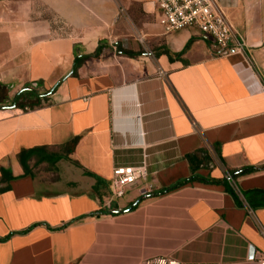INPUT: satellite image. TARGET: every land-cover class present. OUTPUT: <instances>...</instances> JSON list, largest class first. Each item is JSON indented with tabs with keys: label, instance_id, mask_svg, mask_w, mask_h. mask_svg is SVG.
<instances>
[{
	"label": "crops",
	"instance_id": "crops-1",
	"mask_svg": "<svg viewBox=\"0 0 264 264\" xmlns=\"http://www.w3.org/2000/svg\"><path fill=\"white\" fill-rule=\"evenodd\" d=\"M215 1L227 54L152 0H0V85L59 84L0 107V264L264 258V0ZM116 167L144 174L123 198Z\"/></svg>",
	"mask_w": 264,
	"mask_h": 264
},
{
	"label": "built area",
	"instance_id": "built-area-1",
	"mask_svg": "<svg viewBox=\"0 0 264 264\" xmlns=\"http://www.w3.org/2000/svg\"><path fill=\"white\" fill-rule=\"evenodd\" d=\"M152 2L157 6L159 24L165 34L193 28L211 38L221 54L230 51L235 30L225 14L217 7L215 0H152ZM158 73L160 76H165L162 71ZM27 110L29 109L23 111ZM142 177L144 174L138 168L116 167L111 182L114 195L123 198L127 187ZM226 178L229 182H233V177L229 174ZM162 263L165 262L152 260L144 264ZM255 264H264V258L259 257Z\"/></svg>",
	"mask_w": 264,
	"mask_h": 264
},
{
	"label": "trees",
	"instance_id": "trees-1",
	"mask_svg": "<svg viewBox=\"0 0 264 264\" xmlns=\"http://www.w3.org/2000/svg\"><path fill=\"white\" fill-rule=\"evenodd\" d=\"M188 46L189 45L186 46V49H187ZM101 52H102V47L100 46V47H98V49L96 50V52L92 56L98 58L100 56ZM118 52H120L122 55H127L128 57H134L133 53L121 52L119 49H118ZM180 55H181V53L175 55V57H179ZM173 57H174L173 55H170V59L173 60ZM80 63H81L80 59H76L75 68H74V71H73L72 75L76 74L77 68L79 67ZM58 87H59V84L56 85L49 93H46L43 96H37L31 89L24 88V90H22L16 96V105H18V103L21 100L28 99L30 101L31 98H34V102L30 105V109H34V108H38V107H42L44 105H47L48 101H49V97H51L56 92ZM20 107L22 109H24V110L28 109L27 106H25V105H21ZM34 152L35 151L26 152V153L22 154L21 157L25 158V159H28V158H30L31 155L34 154ZM261 169H263V168H261ZM261 169H259V168L258 169H246V170H243L242 172H240L237 176L247 175V174L253 173L255 171H259ZM135 207H133V208H135Z\"/></svg>",
	"mask_w": 264,
	"mask_h": 264
},
{
	"label": "rangeland",
	"instance_id": "rangeland-1",
	"mask_svg": "<svg viewBox=\"0 0 264 264\" xmlns=\"http://www.w3.org/2000/svg\"><path fill=\"white\" fill-rule=\"evenodd\" d=\"M8 81H4V85H0V107H10L13 103V100L15 99L16 95H17V88L15 84H11V88L9 86H7L9 83H7ZM23 88H27V87H23ZM15 89V90H14ZM32 103L30 102H26L23 103L22 105L27 106L28 109H30V105Z\"/></svg>",
	"mask_w": 264,
	"mask_h": 264
},
{
	"label": "water",
	"instance_id": "water-1",
	"mask_svg": "<svg viewBox=\"0 0 264 264\" xmlns=\"http://www.w3.org/2000/svg\"><path fill=\"white\" fill-rule=\"evenodd\" d=\"M15 107H16V100H15L14 105H13L11 108H12V109H15ZM249 259H250V260H253V259H254V251H253V250H251V252H250V257H249Z\"/></svg>",
	"mask_w": 264,
	"mask_h": 264
}]
</instances>
